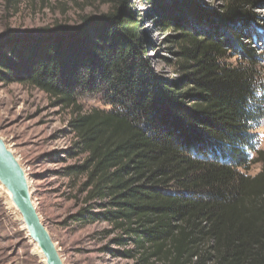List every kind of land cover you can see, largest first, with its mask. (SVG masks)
<instances>
[{
    "label": "trees",
    "instance_id": "16d2710c",
    "mask_svg": "<svg viewBox=\"0 0 264 264\" xmlns=\"http://www.w3.org/2000/svg\"><path fill=\"white\" fill-rule=\"evenodd\" d=\"M140 1L157 15L155 28L172 34L178 79L151 69L128 0H106L104 15L0 45V82L73 109L72 158L81 159L64 176L82 182L85 207L72 220L110 226L112 243L126 248L118 254L137 264H264L255 132L264 87L249 1L226 0L217 27L198 35L161 0ZM93 96L105 109L82 112L80 100ZM253 165L260 171L250 176Z\"/></svg>",
    "mask_w": 264,
    "mask_h": 264
},
{
    "label": "rangeland",
    "instance_id": "374dc122",
    "mask_svg": "<svg viewBox=\"0 0 264 264\" xmlns=\"http://www.w3.org/2000/svg\"><path fill=\"white\" fill-rule=\"evenodd\" d=\"M106 0H0V45L23 41V34L54 25H77L84 16L104 15ZM249 20L257 33L249 42L262 62L261 83L264 87V0H248ZM147 33L150 46L147 57L151 69L166 79L176 80L173 63L177 50L170 44V33L158 30L157 15L140 0H128ZM174 17L195 35L211 31L218 25L215 16L224 14L226 0H161ZM174 3H176L174 6ZM184 21V22H183ZM221 28V27H220ZM245 43H248L247 41ZM82 112L105 109L97 97H83ZM73 109L55 104L54 100L28 85L0 82V139L17 158L29 180V191L36 212L48 231L63 264H137L121 256L112 240L110 226L95 223L80 226L72 217L85 207L81 181L64 176L66 167L76 165L74 134L68 123ZM259 148L264 149V118L256 131ZM259 165L248 175L255 176ZM129 249V248H128ZM0 264H45L35 244L29 240L21 217L0 185Z\"/></svg>",
    "mask_w": 264,
    "mask_h": 264
},
{
    "label": "water",
    "instance_id": "95a60500",
    "mask_svg": "<svg viewBox=\"0 0 264 264\" xmlns=\"http://www.w3.org/2000/svg\"><path fill=\"white\" fill-rule=\"evenodd\" d=\"M0 185L21 217L22 224L45 264H63L32 203L29 180L17 158L0 139Z\"/></svg>",
    "mask_w": 264,
    "mask_h": 264
},
{
    "label": "bare ground",
    "instance_id": "6f19581e",
    "mask_svg": "<svg viewBox=\"0 0 264 264\" xmlns=\"http://www.w3.org/2000/svg\"><path fill=\"white\" fill-rule=\"evenodd\" d=\"M37 249V248H36ZM38 254H39V251H38Z\"/></svg>",
    "mask_w": 264,
    "mask_h": 264
}]
</instances>
